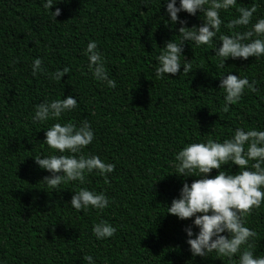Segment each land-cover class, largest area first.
Returning a JSON list of instances; mask_svg holds the SVG:
<instances>
[{
	"label": "trees",
	"instance_id": "16d2710c",
	"mask_svg": "<svg viewBox=\"0 0 264 264\" xmlns=\"http://www.w3.org/2000/svg\"><path fill=\"white\" fill-rule=\"evenodd\" d=\"M253 5L248 26L232 32L224 27L239 15L238 8ZM56 7L61 14L55 20L42 0H0V264H85L86 254L95 264H237L236 256H192L184 229L194 218L180 220L167 213V206L185 179L189 184L198 179L172 173L174 154L182 147L209 138L222 142L236 127L264 129V56L229 58L221 68L212 49L219 47L220 34L250 30L264 16V0H237L221 10L220 32L211 44H184L190 73L181 74V66L175 76L160 79L153 71L155 58L167 41L179 43L180 27L165 25L163 0L161 8L160 0L150 6L143 0H62L51 10ZM200 15L178 14L187 27L202 24ZM90 40L115 88L89 71L84 49ZM36 57L43 73L33 76ZM65 66L71 71L61 81L50 78ZM229 72L254 80L257 90L245 89L224 112L219 83ZM69 95L78 106L58 122L79 126L88 120L95 138L80 154L98 155L115 169L107 184L93 172L84 185L62 183L52 191L41 182L50 173L32 156L53 153L42 142L44 128L57 121L33 124L31 116L39 103ZM80 187L103 191L114 202L102 212H76L68 202ZM101 219L117 227L113 237L92 235V225ZM244 220L256 232L249 242L254 254L264 255V203Z\"/></svg>",
	"mask_w": 264,
	"mask_h": 264
},
{
	"label": "clouds",
	"instance_id": "9594fccd",
	"mask_svg": "<svg viewBox=\"0 0 264 264\" xmlns=\"http://www.w3.org/2000/svg\"><path fill=\"white\" fill-rule=\"evenodd\" d=\"M61 2L62 0H42V7L45 11H50L51 17L56 20L61 14V9H51ZM143 3L150 6L151 0H143ZM161 3L162 0L160 8ZM236 3L237 0H163L169 18L164 21L165 25H180L177 30L179 43L172 39L161 48L155 58V77H169L168 74L175 76L181 66V74H189L191 63L183 55L185 42H190L191 46L211 44L220 32V11L229 10ZM237 11L239 15L224 24L229 32L236 27L248 26L256 12V6L240 7ZM181 12L190 16H196L199 12L203 23L187 27V20L178 16ZM218 42L219 47L216 45L212 49L215 51L214 56L220 60L221 68L229 58L247 60L249 57H255L259 60L264 56V16L258 17L250 30L231 35L220 34ZM84 55L88 59V69L93 78L108 88H115L116 82L108 76L95 41L90 40L87 43ZM181 56L184 57L183 62ZM31 70L33 76L37 72L43 73L41 58L32 60ZM70 71L71 69L65 66L52 73L50 78L61 81ZM255 83L254 80L250 82L246 76L233 75L231 72L220 76L219 88L224 93L222 110L227 112L230 105L237 103L245 89L256 92ZM77 106L78 100L69 95L39 103L31 116L33 124L45 123L50 119L57 121L44 128L46 131L42 142L52 149L53 153L47 156H32L39 168L50 173L43 177L41 182L52 191H58L62 183L75 181L84 185L87 174L93 172L103 177L107 184L108 174L115 169L114 163L106 162L98 155L80 154L95 138L88 120L81 121L79 126L58 122L62 114L71 112ZM224 165H228V169L223 168ZM232 165L238 166L235 173L230 171ZM172 167V173L178 176L198 177L190 184L185 179L179 196L167 206V213L180 220L194 218L191 225L184 229L192 256L208 257L209 254L215 253L217 257L228 259L236 256L237 264H264V255L254 254L249 243L250 238L256 236V232L246 227L244 220L253 209L264 203V129L245 130L236 127L233 135L222 142L209 138L188 143L174 154ZM213 169L218 170L214 176L211 175ZM113 202V198L103 191L80 187L78 191H73L68 205L76 212L87 213L89 208L102 212ZM193 226L198 228L195 233ZM116 231L117 227L104 219L91 227L92 235L97 240L111 238ZM245 245L248 246L247 250L243 247ZM83 260L85 264H95L91 254L83 255Z\"/></svg>",
	"mask_w": 264,
	"mask_h": 264
}]
</instances>
